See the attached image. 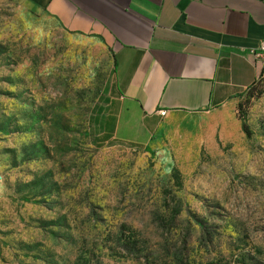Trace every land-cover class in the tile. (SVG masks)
<instances>
[{
  "label": "rangeland",
  "instance_id": "374dc122",
  "mask_svg": "<svg viewBox=\"0 0 264 264\" xmlns=\"http://www.w3.org/2000/svg\"><path fill=\"white\" fill-rule=\"evenodd\" d=\"M114 60L0 0V264H264V74L115 136Z\"/></svg>",
  "mask_w": 264,
  "mask_h": 264
},
{
  "label": "crops",
  "instance_id": "0c3cea01",
  "mask_svg": "<svg viewBox=\"0 0 264 264\" xmlns=\"http://www.w3.org/2000/svg\"><path fill=\"white\" fill-rule=\"evenodd\" d=\"M18 1L112 50L122 142L157 134L160 110L227 107L264 74L251 54L264 41V0Z\"/></svg>",
  "mask_w": 264,
  "mask_h": 264
},
{
  "label": "built area",
  "instance_id": "2783aa9c",
  "mask_svg": "<svg viewBox=\"0 0 264 264\" xmlns=\"http://www.w3.org/2000/svg\"><path fill=\"white\" fill-rule=\"evenodd\" d=\"M251 54L254 56L255 59L259 60L264 66V41L260 42L257 48L251 50ZM159 115L165 118L169 115V113L166 110H160Z\"/></svg>",
  "mask_w": 264,
  "mask_h": 264
},
{
  "label": "trees",
  "instance_id": "16d2710c",
  "mask_svg": "<svg viewBox=\"0 0 264 264\" xmlns=\"http://www.w3.org/2000/svg\"><path fill=\"white\" fill-rule=\"evenodd\" d=\"M99 37H100V36H99ZM104 43H105V41H104ZM105 44H106V43H105ZM109 51L112 53V50H111L110 48H109ZM115 65H116V64H115ZM260 78H261V77H260ZM253 85H254V84H253ZM253 85H252V86H253ZM252 86H251V87H252ZM251 87H250V88H251ZM250 88H249V89H250ZM249 89H248V90H249ZM240 264H248V263L242 262V263H240Z\"/></svg>",
  "mask_w": 264,
  "mask_h": 264
}]
</instances>
